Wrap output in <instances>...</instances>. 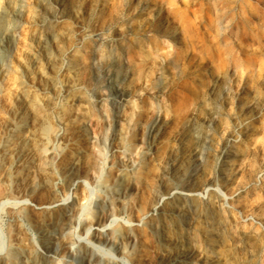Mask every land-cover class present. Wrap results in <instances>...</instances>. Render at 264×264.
Wrapping results in <instances>:
<instances>
[{
  "label": "rangeland",
  "instance_id": "obj_1",
  "mask_svg": "<svg viewBox=\"0 0 264 264\" xmlns=\"http://www.w3.org/2000/svg\"><path fill=\"white\" fill-rule=\"evenodd\" d=\"M23 1L30 10L23 20L30 48L24 80L48 89L47 129L61 130L52 143L50 168L66 160L82 130L100 169L70 193L82 211L78 230L93 221L102 198L114 196L119 167L133 166L132 173L143 172L120 221L136 240L128 249L129 263L153 264V237L134 222L129 207L145 200L167 153L177 148L191 158L192 144H205L197 177L212 180L200 197L215 202L213 215L207 222L192 220L185 230L189 236L209 231L213 245L207 248L204 236L200 241L202 260L209 264H264V0H0V9L18 10ZM50 73L57 75L55 82ZM155 126L159 133L144 151ZM113 132L118 139L112 145ZM31 173L27 180L34 178ZM55 173L35 178L39 197H45L42 185L62 184ZM21 195L10 203L24 208ZM234 204L242 205V219L235 220ZM7 211H0V246L11 247L13 226L24 244L37 245L27 219ZM220 219L224 229L216 224ZM57 259L72 264L63 251Z\"/></svg>",
  "mask_w": 264,
  "mask_h": 264
},
{
  "label": "bare ground",
  "instance_id": "obj_2",
  "mask_svg": "<svg viewBox=\"0 0 264 264\" xmlns=\"http://www.w3.org/2000/svg\"><path fill=\"white\" fill-rule=\"evenodd\" d=\"M29 14L30 10L24 1L19 5L18 10L12 9L5 13L0 9V211L8 210L11 217L27 219L29 226L36 231L38 242L37 245H34L33 241L24 244L21 231L14 226L10 229V225L11 247L6 250L5 242H3L4 247L0 246V264H59L57 257L62 251L66 253L67 261L72 264H130L128 249L135 245L136 240L130 230L131 227L129 228L120 219L125 212L127 213L126 203L138 190L136 176L141 177L143 171L135 175L132 173L135 170L133 166L123 169L124 167L119 165L122 172L114 175V196L109 199L101 197L102 202L97 206L95 218L93 217L89 225H83L80 230L84 233L79 234V216L82 215V211L77 207L79 203L77 197L69 200L70 193L77 186H84L89 175L100 169L95 163L93 152L85 148L91 139L87 132L85 134L82 130L78 132L76 138L74 137L66 160L64 159V162L61 160L58 168L54 170L53 167L50 168L49 159L54 145L52 143L61 137L59 136L61 130L47 129L51 114L48 112V106L51 107L48 99V103L45 104L48 89L36 87L24 80L23 61L25 53L30 48L23 32V20ZM55 76L57 75L53 73L49 75V81L55 82L53 78ZM49 123L51 124V121ZM159 129L156 126L153 131L150 129L152 133L146 138L148 145L145 146L144 151L151 150ZM113 133L115 135L112 134V145L118 139L116 134L118 131ZM197 133L199 137L201 134L199 129ZM190 149L191 158L184 152L181 155L177 148L167 153L147 187L145 200L143 199L136 208L129 207L128 210V213L135 216L134 222L143 223V227L153 237L158 251L153 264L210 263L208 260H202L203 255L200 252L203 246L200 241L203 236L206 237L203 242L207 248L213 245L209 231L206 228L200 229L196 236H189V232L185 230L191 228L195 221H209L215 205V202L200 197L201 192L211 185V178L197 177L208 146L195 143ZM29 173L34 178L27 180ZM54 173L62 177V184L42 185V189H45V197H39L40 186L35 183L36 179ZM20 191L24 193V196L21 195L25 200V207L21 204L24 208H17L15 203L14 205L10 203ZM107 196L109 197L108 194ZM240 206L235 205L232 210L235 220ZM241 211L247 213V207L242 208ZM131 215L129 216L133 220ZM192 220L195 221L192 223ZM223 222L220 219L216 224L222 228ZM83 234L86 237H83ZM88 236L91 239H88ZM95 241L111 245V250L104 251V247L102 248ZM6 247L8 248V245Z\"/></svg>",
  "mask_w": 264,
  "mask_h": 264
}]
</instances>
